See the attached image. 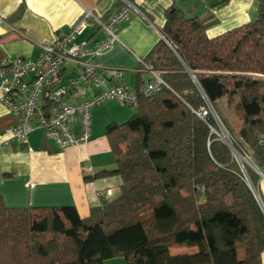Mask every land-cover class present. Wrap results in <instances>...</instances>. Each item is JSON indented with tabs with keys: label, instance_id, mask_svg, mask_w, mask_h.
<instances>
[{
	"label": "trees",
	"instance_id": "1",
	"mask_svg": "<svg viewBox=\"0 0 264 264\" xmlns=\"http://www.w3.org/2000/svg\"><path fill=\"white\" fill-rule=\"evenodd\" d=\"M161 34L142 60L168 89L139 96L127 121L105 129L115 168L101 176L120 178L119 196L85 219L73 206L10 208L0 197V264H260L264 216L229 149L194 112L224 102L241 121L229 133L234 148L264 162V0L253 20L215 38L174 4ZM180 246L193 251L171 253Z\"/></svg>",
	"mask_w": 264,
	"mask_h": 264
},
{
	"label": "crops",
	"instance_id": "2",
	"mask_svg": "<svg viewBox=\"0 0 264 264\" xmlns=\"http://www.w3.org/2000/svg\"><path fill=\"white\" fill-rule=\"evenodd\" d=\"M258 1L134 0L138 11L132 10L128 20L118 26L117 41L99 61L106 69L121 70L124 84L129 90H136L137 60L145 59L163 39L165 13L174 4L186 16L198 17L207 37L215 38L253 20ZM121 4V0H0V51L8 60H32L39 52L38 44L54 42L83 9L106 19ZM19 9H22L20 18L11 23L10 17ZM100 38L98 27L91 25L76 42L91 44ZM72 73L68 70L62 80ZM140 77L141 85L144 77ZM132 114L117 102L95 107L91 111L87 143L60 150L45 140L40 130L32 132L23 144L13 139L8 130L15 119L0 100V197L4 204L10 208L73 206L79 217L85 219L92 208L116 199L120 194V178L101 176L115 168L105 129L111 123H124ZM259 166L257 190L264 201V162ZM105 189H111V196L98 198L96 193ZM103 264H124V261L114 258ZM260 264H264V252L260 255Z\"/></svg>",
	"mask_w": 264,
	"mask_h": 264
},
{
	"label": "built area",
	"instance_id": "3",
	"mask_svg": "<svg viewBox=\"0 0 264 264\" xmlns=\"http://www.w3.org/2000/svg\"><path fill=\"white\" fill-rule=\"evenodd\" d=\"M121 1L122 4L113 8L106 19L83 9L77 20L54 42L38 44L39 52L34 59L4 58L1 61L0 100L15 119L8 130L13 139L23 144L32 132L40 130L44 139L60 150L79 147L89 140L93 108L107 102L135 107L139 96L147 98L163 88L168 89L161 72L142 59L137 60L136 72L144 79L137 90L128 89L121 70L106 69L101 65L99 58L117 41L118 26L128 20L132 10L138 11L125 0ZM91 25L98 27L101 38L91 44L77 43L76 38ZM68 70L73 73L63 81ZM194 114L208 125L211 135H216L214 127L208 124L209 120L214 123L217 118L209 102L205 101ZM74 127H77V133H74ZM219 137L231 155L241 154L250 159L246 153L234 148L229 134L227 138ZM260 143L264 144V137ZM241 159L247 163L245 158ZM236 164L264 216V201L251 184L244 166ZM86 171L91 172V169ZM96 196L108 198L111 189L100 190Z\"/></svg>",
	"mask_w": 264,
	"mask_h": 264
},
{
	"label": "rangeland",
	"instance_id": "4",
	"mask_svg": "<svg viewBox=\"0 0 264 264\" xmlns=\"http://www.w3.org/2000/svg\"><path fill=\"white\" fill-rule=\"evenodd\" d=\"M126 108L129 111H131V113L135 112V108H129V107H126ZM214 111H215V114L217 116V118L214 121V128H213L214 131L216 132V135L215 134H212V135L217 140H219L221 142L222 140L219 136L223 137V135H224V137L227 138V134H229V133L233 134V135L238 133L239 127L241 125V121L235 115L234 111L231 108H228L224 102H220L219 105L218 104L216 105ZM246 154L248 156H250V154L248 152H246ZM239 155L240 156H238L237 154H234V156H233V154H232L231 157L233 156L234 160L238 164L243 165L245 169H247V168L251 169L253 172H255V174L258 172L257 169H259V171H261V168L259 165H257V164L254 165L248 157L246 158V156L244 157L241 154H239ZM241 157L245 158L248 164L245 163L241 159ZM191 251H193V248L180 246V247L172 249L171 253L174 255H179V254H183V253H187V252H191ZM114 262H116V261H114Z\"/></svg>",
	"mask_w": 264,
	"mask_h": 264
},
{
	"label": "water",
	"instance_id": "5",
	"mask_svg": "<svg viewBox=\"0 0 264 264\" xmlns=\"http://www.w3.org/2000/svg\"><path fill=\"white\" fill-rule=\"evenodd\" d=\"M162 38H163L164 41H166L165 38H164L163 36H162Z\"/></svg>",
	"mask_w": 264,
	"mask_h": 264
}]
</instances>
